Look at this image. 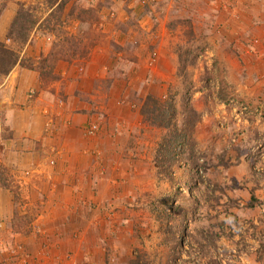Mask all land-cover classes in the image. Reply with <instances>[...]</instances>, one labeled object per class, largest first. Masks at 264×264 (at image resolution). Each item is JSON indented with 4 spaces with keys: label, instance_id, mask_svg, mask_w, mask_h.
Masks as SVG:
<instances>
[{
    "label": "rangeland",
    "instance_id": "1",
    "mask_svg": "<svg viewBox=\"0 0 264 264\" xmlns=\"http://www.w3.org/2000/svg\"><path fill=\"white\" fill-rule=\"evenodd\" d=\"M0 43V264H264V0H0Z\"/></svg>",
    "mask_w": 264,
    "mask_h": 264
},
{
    "label": "trees",
    "instance_id": "2",
    "mask_svg": "<svg viewBox=\"0 0 264 264\" xmlns=\"http://www.w3.org/2000/svg\"><path fill=\"white\" fill-rule=\"evenodd\" d=\"M17 21L19 22V17ZM34 22L36 21H31V25L34 26ZM23 26L17 22L14 24V29H17L19 27L20 31L18 30V33H16V35L18 34V39L21 41L28 38L26 32H23L24 30L22 31ZM24 29L25 31L30 30V28L28 29L25 26ZM0 47L3 48V54H6L8 56V52L6 51L5 46L0 43ZM177 113L178 111L173 103V96L171 95H168L162 100H159L152 96H148L141 109V115L144 119V122L165 130V134L162 137L158 147V153L162 154L161 161H159L162 170L166 169L167 166H170V163L168 162L176 161L178 159L179 155H181L182 153V146L189 139V135L185 134V132H181L178 129V126L176 124ZM139 255L140 254L135 257V261H141ZM135 261H133L132 263L135 264Z\"/></svg>",
    "mask_w": 264,
    "mask_h": 264
},
{
    "label": "crops",
    "instance_id": "3",
    "mask_svg": "<svg viewBox=\"0 0 264 264\" xmlns=\"http://www.w3.org/2000/svg\"><path fill=\"white\" fill-rule=\"evenodd\" d=\"M17 74V76L18 77H16L15 79H14V77L13 78H9V80H10V84L11 85H17V83H15V81H19V76H20V74H18V73H16ZM14 76H15V73H14ZM33 82H34V85H39V80H38V78H37V81H35V78L33 79ZM11 99H13V97H11V96H9V98H8V101L9 100H11ZM6 102V101H5ZM10 102V101H9ZM12 102V101H11ZM3 103H0V113L2 112V107H4L5 105L3 104ZM10 105L11 106H9V105H6V107H8V108H13L14 106L10 103ZM15 106H18V104H14ZM21 105V104H20ZM15 108V107H14ZM88 108V111L87 112H84V114H88V115H90L89 114V110H90V106L89 107H87ZM10 112H12L10 109H8ZM14 112H15V114H17V113H19L18 111H20V112H23L22 110H20V108L18 109V108H15V110L14 109H12ZM74 111L73 112H71L68 116L69 117H71L72 119H73V121L75 122L74 123V125H73V128L72 129H81V127L82 126H84L83 125V122L85 121V119H87V117H89L88 115L87 116H83L82 114H80L79 112H77V111H75L76 109H73ZM14 114V113H13ZM83 118H85V119H83ZM16 120H18V121H16ZM21 122L22 121H19V119H15V117H11V118H8V121L6 122L5 120H4V118L2 119L1 118V114H0V125L1 126H3V125H7V126H9V128H10V130L12 131V135H11V137H10V139H7V140H3L4 142H6L7 144H6V148H5V150H4V152H7V151H10V153H14V154H17L18 156H21V155H26V154H24L25 152L23 151V149H24V145H23V143L22 142H24L25 140H27L28 141V138L27 139H24V136L23 135H21V133L19 132V130H21ZM76 124H78V125H76ZM18 125H20V126H18ZM0 126V127H1ZM44 127V126H43ZM43 134V133H42ZM31 138H33V137H31ZM42 138H43V136H42ZM40 139V138H39ZM34 141V140H33ZM41 146H39V147H37V149L35 150L34 148L32 149V150H34V151H32L31 152V154H32V157H34V158H38L39 159V163H44L46 160H47V158H46V156L45 155H43L42 154V147L40 148ZM56 177V176H55ZM1 201V200H0ZM2 213V212H1ZM3 246H4V242L3 241H1L0 242V249L1 248H3Z\"/></svg>",
    "mask_w": 264,
    "mask_h": 264
},
{
    "label": "built area",
    "instance_id": "4",
    "mask_svg": "<svg viewBox=\"0 0 264 264\" xmlns=\"http://www.w3.org/2000/svg\"><path fill=\"white\" fill-rule=\"evenodd\" d=\"M94 129H97V127H96V126L93 127V129H92V132H93V133H94Z\"/></svg>",
    "mask_w": 264,
    "mask_h": 264
}]
</instances>
